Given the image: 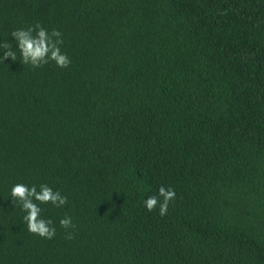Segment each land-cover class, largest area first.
Instances as JSON below:
<instances>
[{"label":"trees","instance_id":"16d2710c","mask_svg":"<svg viewBox=\"0 0 264 264\" xmlns=\"http://www.w3.org/2000/svg\"><path fill=\"white\" fill-rule=\"evenodd\" d=\"M36 24L67 68L22 63L11 33ZM5 41L0 264H264V0H0ZM17 183L67 197L40 205L53 239Z\"/></svg>","mask_w":264,"mask_h":264},{"label":"clouds","instance_id":"9594fccd","mask_svg":"<svg viewBox=\"0 0 264 264\" xmlns=\"http://www.w3.org/2000/svg\"><path fill=\"white\" fill-rule=\"evenodd\" d=\"M11 36L15 40L16 49L19 50L21 61L25 65L39 68L51 61L55 62L59 68H67L71 64L67 54L61 52L60 45L63 44V39L58 30L53 29L49 33L47 29L36 24L27 29L14 30ZM0 49H4L0 62H4L9 57L13 61L17 60L16 51L13 50L11 42L0 43ZM10 197L15 207H19L25 213L23 221L28 232L44 239L55 237L56 229L52 226L51 220H46L41 216L43 209L40 205L51 204L55 207H63L67 204V197L62 196L58 190L54 191L47 184H41L37 190L36 185L28 186L23 183H17L11 187ZM175 198L174 189L161 186L158 195L147 197L143 203L149 212L155 211L158 206V214L163 217L167 215L169 204ZM59 223L64 229L74 227L71 217L68 216L62 218ZM66 238L71 240L74 237L68 233Z\"/></svg>","mask_w":264,"mask_h":264}]
</instances>
